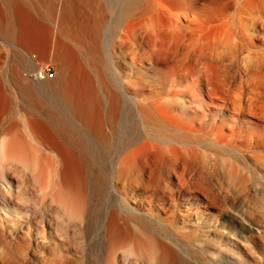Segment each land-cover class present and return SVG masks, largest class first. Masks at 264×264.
Masks as SVG:
<instances>
[{"label": "bare ground", "instance_id": "obj_1", "mask_svg": "<svg viewBox=\"0 0 264 264\" xmlns=\"http://www.w3.org/2000/svg\"><path fill=\"white\" fill-rule=\"evenodd\" d=\"M174 1L173 10L152 0H117L108 10L100 0H63L51 26L35 20L36 8L1 3L0 38L21 49L20 63L35 71L37 52L59 75L24 87L23 65L0 72V264H258L250 260L264 244V216L238 204L262 200L254 188L264 163L200 166L187 157L201 143L233 147L238 159L253 152L264 139V78L246 55L236 90L213 59L196 79L192 65L213 53L189 52L193 13L187 0ZM233 2L225 23L245 51L251 29H264V0ZM102 34L112 82L99 68ZM143 64L162 68L152 90L139 81ZM203 179L217 191L198 188Z\"/></svg>", "mask_w": 264, "mask_h": 264}, {"label": "rangeland", "instance_id": "obj_2", "mask_svg": "<svg viewBox=\"0 0 264 264\" xmlns=\"http://www.w3.org/2000/svg\"><path fill=\"white\" fill-rule=\"evenodd\" d=\"M62 1L63 0H7V3L10 6L11 5L12 6H18V5L25 6V5H27L29 7L36 8L37 9V11H36L37 12V15H36L37 19H35V20H38L40 23H43L44 25L51 26L52 25V20H51L52 17L51 16L53 14V11L55 10L54 13L56 12V14L59 13V11H60L59 9L61 8ZM113 1H117V0H100V3L105 8H107L108 10H111V8L109 6L113 5V3H114ZM152 1H154L159 6L169 8V10H173L174 3H175L174 0L173 1H171V0H152ZM3 2L5 3V0H0V6H1V3H3ZM231 2L233 3V5ZM191 5H193V6H191ZM13 8L11 7V9H10V14H9L8 19H9V22L11 21L14 24V22H17V19L15 18L14 14H13V11H14ZM187 8L190 9L191 13H193L192 15L194 18H192V19L195 20L194 22H196V23L193 22L189 26L187 24V30L185 31V37H186V40L188 42L187 46L190 47V48H188L189 52L192 50L190 53L192 55H194L195 51L198 53L199 48L200 49L204 48L205 50H207L208 48H211V51L209 50L208 52L213 53V54L215 53L214 55L210 54L211 58H209L207 56H205V57L203 56L204 57V59H203L202 57H200L202 60L200 59V61L197 64L192 65V67L194 69L192 74L195 76L196 79L199 76L198 72H197L198 69L201 68L203 65H207V68H211V63L213 62L212 66L213 67L219 66L221 74L223 76L222 78H225V80L227 79L226 81L229 83V87H230V85H233V86H231L233 88H231V87L230 88L233 90L236 87V89H237L238 86L240 85V83L242 82L240 80V78L242 80L244 79V73H242V71L244 68L243 63L245 61L243 60V57H245L246 55H250L251 64H252L253 68L255 69V67H256V69L257 68L260 69L262 76L264 78V73H263L264 72V32H263L264 29L261 28L262 23L258 22V26L256 27V29L255 28L251 29V35H252V37H254V39H256L255 43H254V47L247 46L245 51H242L236 45L237 40L233 36L231 28L227 25V23H225L226 15L227 14H234L236 12V6H235L233 0H187ZM192 8H193V10H192ZM112 12L114 13L113 16H115L116 10H112ZM222 13H224V14H222ZM225 13H226V15H225ZM161 18L164 19V16H161ZM114 20L115 19H111L109 21L114 22ZM260 25H261V27H260ZM11 28H14V26L13 27L11 26ZM103 34H102V42L103 43L101 42L102 43L101 57L103 60V65L100 66L99 68L103 72L104 81L112 82V79H113V76L115 73V70H114V68H115L114 64L115 63L107 56L106 52L110 51L109 50L110 48L106 47V41L104 40ZM0 43H1L0 44V52H1V55H0V72L2 74L7 75V72H9L10 69H13L14 67H19V65H21V66L23 65L24 67L21 68L22 86L30 87V86L36 85L38 83V81H45V79L44 80L36 79L35 73L37 71L42 70V69L47 68V67H52L54 69V75L50 78L52 80L57 79V77L59 75V68H58L55 60H53L51 57H42L41 54H39L37 52L33 53L32 57H34L33 59L35 60V64H36L35 65V71H33L30 68H25L24 62L20 63V61H19L20 58H18L19 57L18 54L21 52L20 48L7 45L1 38H0ZM69 44H70V42H69ZM70 46H71L70 47L71 50L72 51L74 50L73 54H74L75 58L76 59H82V55L79 54L81 51L80 47L78 45H75V44H70ZM213 48H215V49H213ZM84 52H85V50H84ZM120 54H121V52L119 50L116 51V54H113V55H115L116 60H118V57L120 56ZM16 58H17V60H15ZM217 58H220V59H217ZM212 59H213V61H212ZM206 60H208V64H207ZM119 62H120V60H119ZM239 62L241 65L239 64ZM204 63H206V64H204ZM120 64L125 69H128V67L126 65H123L122 63H120ZM141 68H144V69H143V73L141 74V79H139V81L148 85L147 90H152L153 87H157V85L160 83V75H161V69H162L161 66H157V65L151 66L149 64H143V67H141ZM241 68H242V70H241ZM88 69H90V68H88ZM4 84L7 85V87H9L11 90L15 91L14 86H12L11 83L5 81ZM263 86H264V83H263V85H261V87H263ZM261 91L264 93V90L262 88H261ZM147 92H149L148 93L149 95L151 94L150 91H147ZM188 100H189V98L187 97V101ZM31 101H32V97H29L27 99L28 103L25 104L26 110L30 109L29 103ZM16 115H17V113L15 115L13 114L12 117L14 119L18 120L19 117H18V115L17 116ZM213 115H220V114H217L215 112ZM234 117L237 118V116H234ZM19 121L22 122L23 120H20V118H19ZM231 124H233V122H231ZM226 134L229 135L228 132H226ZM235 140H237V138H235ZM194 146H196V145H192V148H194V150H195L194 154H193V157H195V158L187 157V158H189L188 161H190V158H191V162L194 165H198L197 162L198 163L200 162L199 163L200 166L201 165H203V166L204 165H210V164H212L211 161H213V160H214L213 163L218 162V164H221L222 159H223L222 161L225 162V164H227L228 166L229 165L231 166V163L237 164L236 161H238V164H239L240 160H244V161L251 162V163H255V162L264 163V159L262 158V157H264V152H263L264 151V139L258 145L253 144L252 148L249 149V150H251V152L252 151L253 152L250 154H246V156H244L243 159L237 158L236 152L234 151L233 147L222 146L221 149L213 150V148L208 143H201L200 145H197L196 147H194ZM202 148H203V151H202ZM198 150H199L200 154H202V153L204 154V152L206 151L205 154L202 155L204 157H199L200 154L197 152ZM215 153H217V154L215 155ZM231 153H233V154H231ZM190 155H192V154H190ZM210 155L211 156L213 155V156L209 157ZM254 156H257V158H254ZM197 159L199 161H196ZM194 161H195V163H194ZM191 162H190V164H191ZM194 179H198L197 176H194ZM195 183L198 184V185L196 184V186L198 188L203 186V187H206V190L208 188V190L210 191V189L213 187V189H211L210 192H212V190H213V192L217 191L215 189L217 187H216L214 181L212 183V179H210V180L208 179V181L203 179V181L199 180ZM212 184H213V186H212ZM199 185H202V186H199ZM253 185H255V183L252 180L248 184V187L252 188ZM255 187L256 188H254V191L257 192V194L259 193L258 195L262 194L261 196H257V198L259 197V199H260V197H261V199H262L261 201L264 202V199H263L264 198V182L257 183L255 185ZM256 200H255V202L252 201V203H250V202L249 203L248 202L243 203L244 201H241L242 203L238 204L239 212L240 213L253 212L254 214L258 213V215H260V213H261L260 216L263 217L264 216V205H262V208H260L259 206H260L261 201L260 200L256 201ZM247 204L248 205L253 204V205L248 206ZM261 204H264V203H261ZM252 206H254V207L252 208ZM255 207H257L256 208L257 210L255 209ZM244 209H246V211ZM260 209L262 212L260 211ZM253 210H255V211H253ZM1 213L8 220L17 221L19 219L20 221H23L21 216L15 215L12 212L1 211ZM260 216L256 215V217L258 219ZM247 225H249V224L247 223ZM251 229L255 232L258 230V228L256 226H251ZM254 245H255L256 249H258V251H259V253L257 254L258 260H256V261L250 260V262L251 263L257 262L258 264H264V244L255 243ZM88 260H91V257H89Z\"/></svg>", "mask_w": 264, "mask_h": 264}, {"label": "built area", "instance_id": "obj_3", "mask_svg": "<svg viewBox=\"0 0 264 264\" xmlns=\"http://www.w3.org/2000/svg\"><path fill=\"white\" fill-rule=\"evenodd\" d=\"M53 75H54V69L52 67L44 68L35 73L36 79L39 80H44L48 77H52Z\"/></svg>", "mask_w": 264, "mask_h": 264}]
</instances>
